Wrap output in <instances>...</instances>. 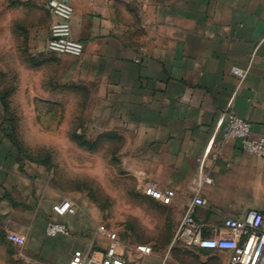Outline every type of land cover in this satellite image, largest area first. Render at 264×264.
Returning <instances> with one entry per match:
<instances>
[{"label":"crops","instance_id":"crops-1","mask_svg":"<svg viewBox=\"0 0 264 264\" xmlns=\"http://www.w3.org/2000/svg\"><path fill=\"white\" fill-rule=\"evenodd\" d=\"M69 2L73 37L84 44L85 73L99 82L108 114L129 124V138L138 139L142 186L175 191L171 204L157 203L176 217L172 232L196 196L206 200L195 218L207 235L225 218L251 209L264 214V158L216 133L231 104L251 122L253 136H264V0ZM234 67L248 69L242 82ZM3 198L5 229L27 236L34 261L68 264L76 249L100 256L108 243L77 231L76 213L58 216L69 234L48 236L51 205L41 209L29 189ZM212 252L224 258L222 264L229 261L228 251Z\"/></svg>","mask_w":264,"mask_h":264},{"label":"rangeland","instance_id":"rangeland-1","mask_svg":"<svg viewBox=\"0 0 264 264\" xmlns=\"http://www.w3.org/2000/svg\"><path fill=\"white\" fill-rule=\"evenodd\" d=\"M48 1L0 0V264H41L30 241L9 240L1 211L3 197L27 189L41 209L51 205L47 222L59 220L56 201L70 197L77 231L94 243L116 232L126 248L150 245L144 264L166 255L167 264H222L219 253L172 245L176 217L147 201L129 124L108 114L82 56L47 50Z\"/></svg>","mask_w":264,"mask_h":264},{"label":"built area","instance_id":"built-area-1","mask_svg":"<svg viewBox=\"0 0 264 264\" xmlns=\"http://www.w3.org/2000/svg\"><path fill=\"white\" fill-rule=\"evenodd\" d=\"M48 7L55 19L50 25L47 50L55 54L82 56L84 44L74 38L72 33L74 6L69 0H49ZM233 72L242 82L248 74V69L234 67ZM251 126V122L237 115L230 104L217 122L216 133H222L225 138L238 139L244 152L264 158V136H253ZM213 141L214 138L210 146ZM210 146L206 154L199 158L200 170ZM143 191L164 204H171L175 196L173 189H161L154 185H145ZM205 203L204 198L196 196L187 205L174 234L172 245L179 244L187 249L228 251L229 264H264V214L259 210L251 209L243 217L225 218L222 226L214 229V235H207L203 225L195 218L197 206ZM53 208L59 216L74 214L77 203L67 197L55 203ZM46 233L54 237L59 234L67 235L70 230L65 223L50 220L46 225ZM7 236L9 240L19 245L26 242L25 236L15 232H8ZM107 239L108 243L100 256H95L90 251L76 249L68 264H144L152 255V249L146 243H138L126 248L116 232L108 233ZM158 264H167V255Z\"/></svg>","mask_w":264,"mask_h":264},{"label":"water","instance_id":"water-1","mask_svg":"<svg viewBox=\"0 0 264 264\" xmlns=\"http://www.w3.org/2000/svg\"><path fill=\"white\" fill-rule=\"evenodd\" d=\"M65 1H68V0H65Z\"/></svg>","mask_w":264,"mask_h":264}]
</instances>
